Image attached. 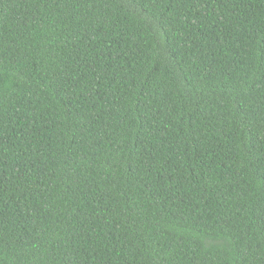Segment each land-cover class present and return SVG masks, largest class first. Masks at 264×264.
Wrapping results in <instances>:
<instances>
[{
	"label": "trees",
	"instance_id": "1",
	"mask_svg": "<svg viewBox=\"0 0 264 264\" xmlns=\"http://www.w3.org/2000/svg\"><path fill=\"white\" fill-rule=\"evenodd\" d=\"M0 264H264V0H0Z\"/></svg>",
	"mask_w": 264,
	"mask_h": 264
}]
</instances>
